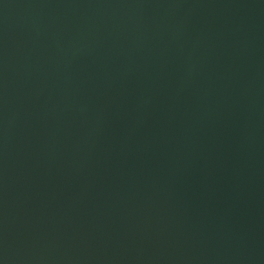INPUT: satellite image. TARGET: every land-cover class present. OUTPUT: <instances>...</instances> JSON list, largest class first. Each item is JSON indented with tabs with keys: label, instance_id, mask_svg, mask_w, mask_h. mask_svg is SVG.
Instances as JSON below:
<instances>
[{
	"label": "water",
	"instance_id": "1",
	"mask_svg": "<svg viewBox=\"0 0 264 264\" xmlns=\"http://www.w3.org/2000/svg\"><path fill=\"white\" fill-rule=\"evenodd\" d=\"M0 264H264V0H0Z\"/></svg>",
	"mask_w": 264,
	"mask_h": 264
}]
</instances>
